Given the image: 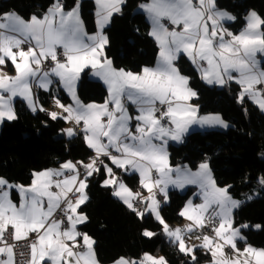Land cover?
Wrapping results in <instances>:
<instances>
[{
	"label": "snow or ice",
	"instance_id": "6c2138e0",
	"mask_svg": "<svg viewBox=\"0 0 264 264\" xmlns=\"http://www.w3.org/2000/svg\"><path fill=\"white\" fill-rule=\"evenodd\" d=\"M94 2L98 28L95 35H88L84 30L79 0L67 11L61 0H54L43 18L32 16L29 21L15 13L0 16V20L5 21L0 23V65L9 60L16 72L15 76L0 73V122L17 119L13 107L15 97L26 100L33 112L45 111L34 99L33 82L48 90L52 82L50 76H57L72 96L75 106H65L56 100V106L67 115L50 112V118L74 121L77 126L82 123L85 143L96 153L87 164L66 161L60 169L33 173L29 187L13 185L0 178V264H17L15 242H24L22 248L30 250V258L22 260L21 264H99L95 241L87 233L77 231V225L88 220L78 209L89 199L86 192L88 178L100 171L97 160L101 156L108 157L117 168L125 171L131 168L138 172L140 184L149 195L141 198L139 192L133 193L116 178L107 164L103 168L108 178L101 186L112 188V195L137 217L143 219L145 212L151 213L162 225L169 242L189 256L191 264L197 262V247L211 253L212 264H264V249L247 246L240 251L236 246L238 239H244L240 234L241 228L248 225L233 226V210L239 208L242 201L229 195L230 186L218 187L206 162L195 173L186 168L173 169L168 164L164 146L169 138L182 141L183 135L194 124L228 126L218 115L199 116L198 109L189 103L197 93L189 87V78L182 75L176 66L181 53L197 67L206 83L223 87L235 81L241 86L237 102L242 103L247 97L264 112V67L256 58L258 53L264 54V31L261 30L264 19L250 12L246 27L239 34H233L223 27L222 22L235 17L218 10L216 0H149L139 7L151 21L149 35L157 42L158 60L155 68L145 67L142 73L137 74L114 68L112 61L104 55L109 41L103 29L113 14L121 12L125 0ZM165 20L173 25L171 29L165 25ZM25 44L29 45L26 50L22 47ZM60 48L66 57L65 62L58 59ZM49 58L54 67L50 72H43L42 64ZM88 66L107 86L108 99L104 104L84 105L76 96V81ZM125 101L135 105L138 112L135 134L129 127L132 117ZM157 103L164 106L163 110L157 107ZM165 120L170 126L162 123ZM63 131L68 137L76 135L71 127ZM154 141H162V144ZM113 150L119 155H114ZM80 167L84 169L82 179ZM259 183L264 186V177L259 179ZM186 184H198L203 191L204 202L193 205L189 201L179 215L191 223L184 229H172L160 214L157 190L167 200L169 185L183 188ZM53 187L58 191L53 192ZM13 188L19 192V205L10 197ZM71 196L76 199L73 201ZM247 199L251 200L252 196ZM134 201L144 204V210L138 209ZM59 213L66 218L67 227H62L64 219L55 218ZM216 220L219 221L218 226ZM209 224L214 237L203 235L200 245H186V235ZM8 234L14 243L8 242ZM33 234L34 240L31 239ZM142 235L151 238L156 233L146 228ZM225 247H231L236 254L234 259L227 258ZM20 255L23 257L24 252L21 251ZM113 264L168 262L163 256L156 258L145 253L140 260L120 256Z\"/></svg>",
	"mask_w": 264,
	"mask_h": 264
},
{
	"label": "trees",
	"instance_id": "16d2710c",
	"mask_svg": "<svg viewBox=\"0 0 264 264\" xmlns=\"http://www.w3.org/2000/svg\"><path fill=\"white\" fill-rule=\"evenodd\" d=\"M65 10L72 9L77 0H61ZM149 0H125L121 12L111 18L105 28L108 44L105 56L116 69L137 72L152 67L158 54V46L149 35V23L138 6ZM54 0H0V16L15 13L28 20L32 15L42 13L52 6ZM217 9L226 10L235 16L229 24L234 32L241 31L246 16L255 11L264 19V0H216ZM95 4L93 0H81L80 15L87 33L96 29ZM264 31V26L261 28ZM176 66L181 74L189 78V86L197 95L193 103L201 114H219L228 124L227 128H212L205 131H191L184 143L167 147L171 167L188 166L196 169L207 163L213 179L220 187H228L229 194L242 200L233 212V226L241 228L244 244L264 249V186L259 179L264 177V114L252 102L244 99L237 102L240 86L228 83L225 87L206 85L189 59L181 55ZM264 67V59L261 62ZM77 95L83 103H102L107 97L104 85L88 77L84 71L79 79ZM60 100L68 101L61 94ZM46 97L42 99L47 106ZM14 109L17 119L3 121L0 126V178L8 182L27 185L33 173L58 168L66 161L87 163L92 153L78 134L66 138L62 119L52 120L47 110L30 111L23 102L16 100ZM103 164L100 171L88 178L86 189L89 199L78 211L88 220L79 226L94 241L96 258L100 264H110L120 256L140 260L145 253L162 255L168 264H191L185 256L166 239L163 227L149 213L141 219L112 195V188L102 187L107 178ZM120 173V170H116ZM124 182L133 190L139 187L136 175L121 174ZM194 193L188 188L185 193L170 190L167 203L160 207L164 221L169 225L182 222L179 215L185 202ZM252 196L251 200L247 197ZM16 198V194H14ZM259 226V227H257ZM148 229L155 236L142 235ZM196 264H210L211 256L201 248L195 250Z\"/></svg>",
	"mask_w": 264,
	"mask_h": 264
},
{
	"label": "crops",
	"instance_id": "0c3cea01",
	"mask_svg": "<svg viewBox=\"0 0 264 264\" xmlns=\"http://www.w3.org/2000/svg\"><path fill=\"white\" fill-rule=\"evenodd\" d=\"M94 1V0H93ZM62 2V1H61ZM149 2V1H148ZM94 4H95V2H94ZM144 4V3H143ZM140 6V5H139ZM138 6V11L139 12H141V13H143L144 15H145V17H146V20L148 21V23H149V32L151 31V28H152V24H151V21H150V19H149V17H148V15L140 8ZM49 9V8H48ZM48 9L46 10V11H44V12H42V13H38V14H34V15H32V16H37V17H39V18H43V16L45 15V13H47V11H48ZM218 10H221V9H218ZM222 11H226V10H222ZM226 12H228V11H226ZM229 14H231L233 17H235L232 13H230V12H228ZM250 13V12H249ZM249 13L247 14V16L246 17H248V15H249ZM94 14H95V24H96V29H95V31L94 32H92V33H87V31H86V29H85V27H84V23H83V27H84V30H85V32L88 34V35H95L96 33H97V31H98V28H97V17H96V5H95V9H94ZM116 14V13H115ZM114 15V14H113ZM2 16V15H1ZM31 16V17H32ZM30 17V18H31ZM113 17V16H112ZM30 18L28 19V20H25V21H29L30 20ZM80 18H81V15H80ZM246 19V18H245ZM81 20H82V18H81ZM235 20V19H234ZM234 20H230V21H223L222 23H223V27L225 28V29H227L228 31H230V32H232L233 34H239L240 33V31L239 32H234L233 31V29H231L230 27H229V24H231ZM2 22H5V21H3V20H0V23H2ZM83 22V21H82ZM246 23H247V21H246ZM110 24V23H109ZM108 24V25H109ZM108 25H106L105 27H104V29H103V34L106 36V33H105V28L108 26ZM166 25V24H165ZM167 26V25H166ZM246 27V24H245V26H244V28ZM243 28V29H244ZM242 29V30H243ZM241 30V31H242ZM107 37V36H106ZM154 41H155V39L153 38V37H151ZM226 39H227V37H226ZM155 43L157 44V42L155 41ZM29 46V45H28ZM107 46V45H106ZM106 46H105V48H106ZM27 49V47L25 48V50ZM158 51H159V49H158ZM104 55H105V50H104ZM181 55H184V56H186L185 54H183V53H181L180 55H179V57L181 56ZM187 57V56H186ZM188 58V57H187ZM257 60L260 62V66H261V62H262V60L264 59V54H257ZM50 59V58H49ZM157 60H158V54H157V57H156V60H155V62H154V65L152 66V67H148V68H155L156 66H157ZM190 61V60H189ZM191 62V61H190ZM176 63V62H175ZM191 64L196 68V70H197V67L191 62ZM113 66V65H112ZM206 66V65H205ZM114 67V66H113ZM115 68V67H114ZM142 70L143 69H141L140 71H137V72H133V73H137V74H140V73H142ZM84 71H87L88 72V77L91 79V80H96V81H99V82H101L103 85H104V87L106 88V91H107V97H106V99H108V90H107V86L103 83V81L99 78V77H97V76H95L93 73H94V70L91 68V66H88V67H85L81 72H80V75H79V78H78V80L76 81V86H75V93H76V96L78 97V95H77V87H78V82H79V79H80V76H81V74L84 72ZM125 71H127V70H125ZM198 71V70H197ZM131 72V71H130ZM199 72V71H198ZM0 73H3V74H6V75H8V76H15L16 75V72H15V68H14V66L12 65V63H11V61H9V60H6V63L4 64V65H0ZM199 74H200V72H199ZM183 75V74H182ZM233 75H238V74H236V73H233ZM200 76H201V74H200ZM50 79H51V84L48 86V90H45V89H43V88H40V87H38L37 85H36V82L34 81L33 82V85H32V92H33V96H34V99L38 102V106H42L45 110H47V106L45 107V105H44V103H43V101H42V99H44L45 97L46 98H48V97H51V98H53L54 99V107H53V109H50V110H48V112L50 113V112H56L58 115H60V116H65V115H67V113H63V111H62V109L61 108H59V107H57L56 106V103H55V101L56 100H59L60 101V103L61 104H63V105H65V106H69V105H71V106H75L74 105V101H73V98H72V96L69 94V92L67 91V89L63 86V84H62V82L60 81V79H59V77H57V76H52V77H50ZM202 81L206 84V85H208V86H216V87H221L222 88V86H220V85H218V84H208V83H206L203 79H202ZM236 83L235 81H231V82H229V83ZM228 84V83H227ZM226 84V85H227ZM237 84V83H236ZM226 85H224L223 87H225ZM239 85V84H238ZM240 86V85H239ZM190 87V86H189ZM35 90H38V92H39V94H36L35 93ZM240 91H241V86H240ZM61 94H63V95H66L67 96V98H68V101H62V100H60V98H59V96H61ZM196 97H193L190 101H189V103L190 104H192L193 106H195L197 109H198V107L193 103V100L195 99ZM78 99H79V97H78ZM105 99V100H106ZM245 99H247V100H249L250 102H252L250 99H248L247 97L245 98ZM16 100H19V101H21V102H23L24 103V105L31 111V109L29 108V106H28V102L26 101V100H24L23 98H21V97H15L14 99H13V107H14V102L16 101ZM80 100V99H79ZM80 102L82 103V104H84V105H88V104H97V105H101V104H104V102H102V103H83L81 100H80ZM125 103H126V107H127V109H128V113H129V115L132 117V119L130 120V122H129V127H130V130L135 134V131H136V125H137V121L135 120V117L138 115V112H137V109H136V106L135 105H132L131 103H129V102H127V101H125ZM253 103V102H252ZM254 104V103H253ZM256 107H258L256 104H254ZM259 108V107H258ZM15 110V109H14ZM260 110V109H259ZM261 111V110H260ZM33 112V111H32ZM36 112H40V111H36ZM262 112V111H261ZM263 114H264V112H262ZM198 115L199 116H211V115H218L228 126H229V124L219 115V114H215V113H212V114H201L200 112H199V109H198ZM59 119H62V118H59ZM62 120H64V119H62ZM5 121V120H4ZM65 121V120H64ZM65 123H66V126H65V128L64 129H67V128H69V127H71V128H76V124H75V122L74 121H65ZM169 124V123H168ZM170 126V125H169ZM227 126V127H228ZM227 127H222V126H219V125H216V126H201V125H198V124H194V125H191L190 126V128H189V131L187 132V133H185L184 135H183V137H182V141H184L185 140V137L187 136V134L189 133V132H191V131H194V130H202V129H212V128H227ZM81 129H82V123H81ZM76 131V130H75ZM81 133V135L83 136V138H84V133H83V131L82 130H80V132H76V135L75 136H77L78 134H80ZM64 135H65V137L66 138H72V137H68L65 133H64ZM75 136H73V137H75ZM170 142L168 143V144H172L171 142H178V141H174V140H171V139H168ZM85 141V140H84ZM181 141V142H182ZM106 142V141H105ZM155 143H157V141H154ZM165 147H166V151H167V144L166 145H164ZM169 146V145H168ZM91 150V152H92V154H95L96 155V153L92 150V149H90ZM113 152L115 153V155H119V153H116L114 150H113ZM101 161H103V163L104 164H107L109 167H111L112 169H113V173H114V175L115 174H118V175H120V176H122L121 174H124V175H127V176H131V175H136L137 177H138V180H139V187H138V189L137 190H133V189H131L125 182H124V180L123 179H121L125 184H126V186L133 192V193H137V192H139L140 194H141V198H144V197H147L149 194H148V192H147V190L146 189H144V188H142V186H141V184H140V175H139V173L138 172H136V171H134V170H132L131 168H129L128 169V171H125L124 169H122V168H117L116 167V165H114V164H112V162H111V160H109L108 159V157H106V156H101ZM73 162V161H72ZM74 163V162H73ZM87 163H89V161H87ZM87 163H85V164H87ZM202 164V163H201ZM200 164V165H201ZM199 165V166H200ZM199 166L196 168V169H194V170H192V169H190L188 166H182L183 168L182 169H184L185 167H188L189 169H190V171L192 172L193 171V173H195V172H197V171H199ZM61 167V166H60ZM60 167H58V168H50V169H60ZM176 167H181V166H176ZM46 170H48V169H46ZM116 170H120V173H117L116 172ZM42 171H45V170H42ZM42 171H39V172H42ZM39 172H36V173H39ZM66 175H70V173H66ZM211 176H212V178H213V175H212V173H211ZM108 178V177H107ZM122 178V177H121ZM59 179H63V177H60ZM33 180V179H32ZM7 181V180H6ZM10 184H13V185H21V184H15V183H11V182H9ZM31 184H32V181L29 183V184H27V185H23L24 187H29V186H31ZM192 185H196L197 186V188H198V184H186L183 188H178V187H176L177 189L176 190H178L179 191V189H185V188H192ZM217 185V184H216ZM218 186V185H217ZM218 187H220V186H218ZM195 188V187H194ZM221 188V187H220ZM53 192H56V191H58L56 188H52L51 189ZM174 190V189H173ZM14 194H16V198L17 199H15L14 198ZM230 195V194H229ZM160 196V195H159ZM10 197H11V199H12V201H13V203H15V204H17V205H19V203H20V195H19V192L15 189V188H13V189H11L10 190ZM232 197V196H231ZM116 198V197H115ZM233 199H235V200H238V201H242V200H239V199H237V198H234V197H232ZM117 199V198H116ZM119 200V199H118ZM161 200H162V198H161ZM197 200V199H196ZM120 202H122L121 200H119ZM162 202V201H161ZM123 203V202H122ZM201 203H202V201H201ZM124 204V203H123ZM195 205V204H194ZM142 207H143V210H144V208H145V205L144 204H142ZM235 211V209L233 210V212ZM147 213H149V212H147ZM146 214V213H145ZM154 219H155V217L151 214V213H149ZM161 214V213H160ZM162 216V215H161ZM232 216H233V213H232ZM185 220V221H187L188 223L190 222V221H188L187 219H185V218H183L182 217V220ZM156 220V219H155ZM157 221V220H156ZM158 222V221H157ZM82 224H80V225H77V231H79V232H81L80 230H79V226H81ZM171 228L173 229V228H175V226L174 225H171ZM184 229V228H183ZM81 233H83V232H81ZM240 234H241V236H243L242 235V233L240 232ZM198 235V234H197ZM201 236H203V235H201ZM209 236V235H208ZM244 240L245 239H238L237 241H236V246H237V248L238 249H240V251H243V249L245 248V247H247V246H250V245H247V244H244ZM81 243H82V240H81ZM202 243V239L198 242V243H196V245H200ZM252 247V246H251ZM197 248H201V247H197ZM227 248H229L231 251L230 252H227L226 251V249ZM253 248H255V247H253ZM201 249H203V250H205L204 248H201ZM255 249H259V248H255ZM83 249H81L80 251H82ZM207 251V250H206ZM224 251H225V253H227V254H230L229 256H227V258L228 259H234L235 258V256H236V254L233 252V250L231 249V247H225V249H224ZM209 254H210V256H211V253L209 252ZM152 255V254H151ZM153 257H154V255H152ZM213 258H212V256H211V260H212ZM49 264H50V262H49ZM100 264V263H99ZM110 264H113V262L112 263H110Z\"/></svg>",
	"mask_w": 264,
	"mask_h": 264
},
{
	"label": "built area",
	"instance_id": "2783aa9c",
	"mask_svg": "<svg viewBox=\"0 0 264 264\" xmlns=\"http://www.w3.org/2000/svg\"><path fill=\"white\" fill-rule=\"evenodd\" d=\"M163 22H164V23L167 25V27H169L170 29L173 27V25H171L168 21L165 20V21H163ZM22 47L26 48V47H28V45L25 44V45H22ZM58 59H59L61 62H65V61H66V57H65L64 54H63V49H62V48L58 49ZM52 67H54V62H53L51 59H47V60H45V61L43 62V64H42V71H43V72H50V70H51ZM35 93H36V94H39L38 90H35ZM46 102H47V108H48V109H53V107H54V105H55V104H54V99L51 98V97H48V98L46 99ZM157 107L160 108L161 110H163V108H164V106L159 105L158 103H157ZM157 115H159V113H157ZM162 123H164L165 126L169 125L168 122H167V120L162 121ZM75 130H76L77 133L80 132V130H81V125H80V126H76ZM113 154L115 155L114 152H113ZM95 156H96L95 154H90L89 157H88V161L90 162L91 159H93ZM100 161H101V157L99 158V160H97V165H98V167H99ZM74 163H76V162H74ZM78 167H79V166H78ZM79 171H80V174H81L80 178L82 179L83 176H84V169H83L82 167H80V168H79ZM153 175L155 176V172H154V171H153ZM115 176H116V178H117L118 180H121V179H122L121 176L118 175V174H115ZM157 192H158V190H157ZM158 197H159V201L161 202V201H162V200H161V197H160L159 195H158ZM71 199L74 201V200L76 199V197H75V196H71ZM133 203L135 204V206H136L138 209L143 210V207H142V204H141V203H138L137 201H134ZM55 218H56V219H64L65 222H64V224L62 225V227H67V221H66V218L63 217V213H59ZM215 224L218 225V224H219V221L216 220V221H215ZM197 233H198V234H207V235H209V236H215V233L212 231V225H211V224H209L208 226H206V227H205L204 229H202V230H201V229H198V230H197ZM7 239H8V242H9V243H14V242L12 241V239H11V235H10V234H8ZM31 239H32V240L35 239V235H34V234L31 236ZM23 244H24V242H15L14 252H15V260H16L17 264H21L22 260H23V261H27V260L30 258V250H29L28 248H26V247L22 248V245H23ZM80 250H81V249H78V251H80ZM21 251L24 252L23 257H21V255H20ZM226 251H227V252H230L231 250H230L229 248H227Z\"/></svg>",
	"mask_w": 264,
	"mask_h": 264
},
{
	"label": "rangeland",
	"instance_id": "374dc122",
	"mask_svg": "<svg viewBox=\"0 0 264 264\" xmlns=\"http://www.w3.org/2000/svg\"><path fill=\"white\" fill-rule=\"evenodd\" d=\"M81 2V0H79V3ZM250 12H255V11H250ZM256 13V12H255ZM257 14V13H256ZM258 15V14H257ZM247 18V17H246ZM247 21V20H246ZM50 77H52V76H50ZM213 86V85H212ZM219 88H221V87H219ZM6 121V120H5ZM168 122V121H167ZM3 123V121L2 122H0V126H1V124ZM167 126H169V125H167ZM195 131H205V129H202V130H195ZM170 139V138H169ZM170 141L168 140L167 141V147H168V145H170V144H168ZM155 143V142H154ZM172 144H181V143H184V141H180V142H171ZM157 144H162V141H157ZM168 164H169V162H168ZM171 167V166H170ZM173 169H176V168H180V169H182L183 167H172ZM186 169H188V170H190L188 167H185ZM184 168V169H185ZM154 172H155V170H153ZM193 172V171H192ZM157 174L155 173V176H156ZM173 178H175V172H173ZM195 187V188H194ZM192 188L194 189V193L190 196V198L185 202V205L186 204H188V202L189 201H191L192 202V204L194 205H200V204H202L203 202H204V200H203V191H202V189H201V187L200 186H198V188H197V186L196 185H192ZM221 188H225V187H221ZM176 190L177 188L176 187H174V186H172V185H169L168 187H167V194H168V192L170 191V190ZM187 189L188 188H185V189H179V192H181V193H185L186 191H187ZM158 195H160V197L162 198V202H160L159 201V197H158ZM156 199L160 202V207L162 206V205H164V204H166L167 203V200H168V196H167V200H165V197H164V195L162 194V193H160L159 191L157 192V194H156ZM197 199V200H196ZM201 201H202V203H201ZM185 205L183 206V208L185 207ZM213 207H215V206H213ZM182 208V209H183ZM181 209V210H182ZM210 211H211V209H210ZM145 213H147V212H145ZM191 222H187V221H185L184 219L182 220V222L181 223H176V224H174V226H175V228H173V229H176V228H180V229H183V228H186V226L187 225H189ZM169 225V224H168ZM218 226V225H217ZM169 227L171 228V225H169ZM198 230V229H197ZM197 230L195 231V232H193V233H191V234H188V235H186L184 238H185V243H186V245H188V246H192V245H196V243H198L201 239H202V237L203 236H201V235H207V234H198L197 233ZM163 234H164V232H163ZM198 234V235H197ZM164 236L166 237V239L167 240H169L168 239V237L164 234ZM197 236H200L201 238L200 239H197L196 237ZM211 237H214V236H211ZM149 254V253H148ZM151 255V254H150ZM225 255L226 256H229L230 254H227V253H225ZM162 255H154V257H156V258H159V257H161ZM210 264H212V260H211V263Z\"/></svg>",
	"mask_w": 264,
	"mask_h": 264
},
{
	"label": "bare ground",
	"instance_id": "6f19581e",
	"mask_svg": "<svg viewBox=\"0 0 264 264\" xmlns=\"http://www.w3.org/2000/svg\"><path fill=\"white\" fill-rule=\"evenodd\" d=\"M92 154V153H91ZM100 165V164H99Z\"/></svg>",
	"mask_w": 264,
	"mask_h": 264
}]
</instances>
